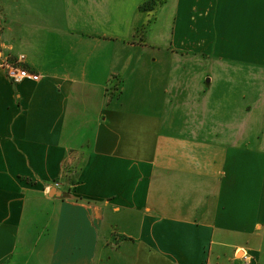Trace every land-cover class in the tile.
<instances>
[{"label":"crops","instance_id":"crops-1","mask_svg":"<svg viewBox=\"0 0 264 264\" xmlns=\"http://www.w3.org/2000/svg\"><path fill=\"white\" fill-rule=\"evenodd\" d=\"M27 8L0 0V264H264V0Z\"/></svg>","mask_w":264,"mask_h":264},{"label":"built area","instance_id":"built-area-1","mask_svg":"<svg viewBox=\"0 0 264 264\" xmlns=\"http://www.w3.org/2000/svg\"><path fill=\"white\" fill-rule=\"evenodd\" d=\"M25 56L16 58L7 57L2 61V68L6 71L8 78L18 84L25 80L39 81L40 77L30 70L25 65ZM56 187H60V183L56 182Z\"/></svg>","mask_w":264,"mask_h":264},{"label":"rangeland","instance_id":"rangeland-1","mask_svg":"<svg viewBox=\"0 0 264 264\" xmlns=\"http://www.w3.org/2000/svg\"><path fill=\"white\" fill-rule=\"evenodd\" d=\"M11 2H12V0H11ZM16 2H19V5H20L19 16L21 17V20L27 21L26 20L27 19V15L28 14H33V13H30L29 10H27L28 9L27 8L28 4L29 3H33V4H37V5H43L45 3V0H16ZM150 4H151V2L146 4V6H149ZM8 57L12 58V56H8ZM58 183H60V182H58ZM53 187L58 188V187H56V182L53 183Z\"/></svg>","mask_w":264,"mask_h":264},{"label":"trees","instance_id":"trees-1","mask_svg":"<svg viewBox=\"0 0 264 264\" xmlns=\"http://www.w3.org/2000/svg\"><path fill=\"white\" fill-rule=\"evenodd\" d=\"M144 7H147V6L145 5ZM144 7H143V8H144Z\"/></svg>","mask_w":264,"mask_h":264},{"label":"water","instance_id":"water-1","mask_svg":"<svg viewBox=\"0 0 264 264\" xmlns=\"http://www.w3.org/2000/svg\"><path fill=\"white\" fill-rule=\"evenodd\" d=\"M57 194V193H56ZM53 195V194H52Z\"/></svg>","mask_w":264,"mask_h":264}]
</instances>
